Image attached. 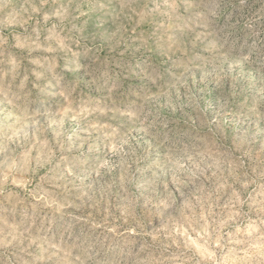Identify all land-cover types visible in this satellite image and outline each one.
Instances as JSON below:
<instances>
[{
	"label": "rangeland",
	"instance_id": "1",
	"mask_svg": "<svg viewBox=\"0 0 264 264\" xmlns=\"http://www.w3.org/2000/svg\"><path fill=\"white\" fill-rule=\"evenodd\" d=\"M0 264H264V0H0Z\"/></svg>",
	"mask_w": 264,
	"mask_h": 264
}]
</instances>
